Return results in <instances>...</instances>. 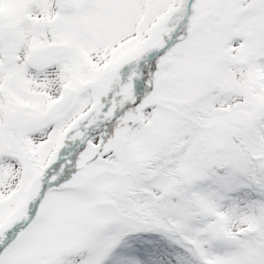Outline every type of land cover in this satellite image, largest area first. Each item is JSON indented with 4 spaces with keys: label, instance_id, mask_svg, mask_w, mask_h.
<instances>
[{
    "label": "snow or ice",
    "instance_id": "obj_1",
    "mask_svg": "<svg viewBox=\"0 0 264 264\" xmlns=\"http://www.w3.org/2000/svg\"><path fill=\"white\" fill-rule=\"evenodd\" d=\"M0 264H264V0H0Z\"/></svg>",
    "mask_w": 264,
    "mask_h": 264
}]
</instances>
